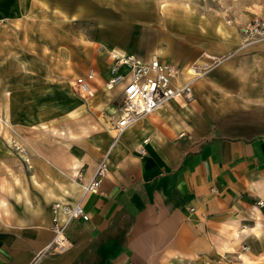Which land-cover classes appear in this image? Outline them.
<instances>
[{"label": "crops", "instance_id": "1", "mask_svg": "<svg viewBox=\"0 0 264 264\" xmlns=\"http://www.w3.org/2000/svg\"><path fill=\"white\" fill-rule=\"evenodd\" d=\"M262 4L236 0L222 12L223 21L208 17L206 42L191 37L189 47L182 46V58L173 59L163 47L147 55L146 60L177 64L196 56L188 68L205 58L211 66L193 82L190 99L163 104L116 142L107 129L73 142L69 130L61 138L32 139L30 168L10 145L13 123L27 130L51 128L66 114L37 122L18 119L24 89L15 80L27 74L8 75L0 58L5 120L0 129V264H33L54 237L58 213L53 207L76 203L90 218L76 219L67 228L71 248L50 250L37 264H226L224 259L264 264L257 256L264 253V40H247L241 32L251 20L264 18ZM8 8L0 0V31L14 16ZM191 29L198 34L203 28L192 24ZM111 63L88 69L97 74L90 82L95 98L75 96L77 105L68 116L89 111L92 126L108 127L102 111ZM71 86L69 93L76 90L75 81ZM106 155L109 173L98 192H85L83 185ZM258 224L260 235L254 231Z\"/></svg>", "mask_w": 264, "mask_h": 264}, {"label": "rangeland", "instance_id": "2", "mask_svg": "<svg viewBox=\"0 0 264 264\" xmlns=\"http://www.w3.org/2000/svg\"><path fill=\"white\" fill-rule=\"evenodd\" d=\"M6 1L10 6L8 13L13 11L11 15L14 16L0 31L3 42L0 47L1 63L8 69V75L27 74V77L15 80L24 89L23 94L19 95L23 108L16 113L20 117L18 119L23 120L27 116L37 122L50 119L56 113L66 114L63 123L51 128L42 126L27 130L13 123L12 140H16L14 137L23 139L19 145L28 152L30 162L25 163L29 168L32 166V139L46 141L49 137L61 138L59 134L69 130V138L73 142L78 136L96 129L112 131V123L123 105L122 86H114L104 93L102 119L107 120L108 127L105 124L92 126L94 117L89 111L81 115H67V110L77 105L75 96L88 98L75 88V93H69L72 81L91 67L107 65L110 60L114 62L112 48L146 60L151 51L163 47L173 59H178L182 56V46L189 47L191 37L199 35L206 42L210 34L207 29L208 17L223 21L222 12L236 5V0ZM20 13L23 16L20 17ZM192 24H200L202 31L196 34L191 29ZM182 25H187V29H183ZM195 58L187 59L184 66L174 62L183 73L180 82L188 80V65ZM24 136L30 138V143ZM17 151L24 156L25 152ZM245 248L249 249L248 244L243 245L241 250L247 251ZM257 256L264 257V253ZM224 262L243 264L228 259H224Z\"/></svg>", "mask_w": 264, "mask_h": 264}, {"label": "built area", "instance_id": "3", "mask_svg": "<svg viewBox=\"0 0 264 264\" xmlns=\"http://www.w3.org/2000/svg\"><path fill=\"white\" fill-rule=\"evenodd\" d=\"M241 32L247 40L258 41L264 40V18H255L248 24L241 27ZM114 59L112 78L110 85L122 86L123 105L120 108L118 117L112 123V131L114 132V142L138 120L147 114L157 111L163 104L175 98L192 97V84L201 78L211 66L200 58L195 61L187 70H189V78L184 82H180L181 70L170 61L161 58L153 60L140 59L135 54H112ZM125 66L126 71L121 72V67ZM193 70V73H192ZM97 76L96 71L92 68L86 76L78 77L75 80V87L82 95L90 97L94 94V88L91 83ZM10 95V92H6ZM2 96L0 94V104ZM4 122V116L0 113V129ZM16 150L24 151L18 142L14 141ZM108 155H106L98 164L93 178L84 184L85 192H98L101 182L109 173ZM29 164L28 160L25 161ZM82 179V174L78 177ZM263 204V202H261ZM56 204L53 210L58 213L53 219L52 230L54 232L53 239L45 246V248L37 254L33 264H37L39 259L45 253L57 251L64 253L68 251L72 244L67 236V228L76 219L90 218L84 206L80 203L65 204L61 211ZM206 264H211L207 262ZM222 264V263H221Z\"/></svg>", "mask_w": 264, "mask_h": 264}, {"label": "bare ground", "instance_id": "4", "mask_svg": "<svg viewBox=\"0 0 264 264\" xmlns=\"http://www.w3.org/2000/svg\"><path fill=\"white\" fill-rule=\"evenodd\" d=\"M112 54H114V55H116V54H118V53H116V52H113ZM112 68H113V61H112V63H111V65H110V78H109V80H108V83H107V85H106V87H107V89L109 90L110 88H112V86L110 85V79L112 78V72H113V70H112ZM121 72H125L126 71V67L125 66H123V67H121V70H120ZM82 96H84V97H86L85 95H82ZM95 96V91H94V94L92 95V96H90V97H88V98H92V97H94ZM5 125V120H4V122H3V124H2V127ZM1 127V128H2ZM12 129V128H11ZM13 143V144H12ZM10 144H12V145H14V141L13 140H11V143ZM11 145V146H12ZM22 152H25V153H23V160H24V162L25 161H29L30 162V159L28 158V155H27V151L26 150H24V151H22ZM31 167V166H30ZM80 176V174L78 175V177ZM83 188H84V185H83ZM59 207V206H58ZM64 207H65V205H63L62 207H59V210L58 211H61L62 212V210L64 209ZM254 231H255V233L257 234V235H260V225L258 224L257 226H256V228L254 229ZM246 250H248L247 248H245Z\"/></svg>", "mask_w": 264, "mask_h": 264}]
</instances>
